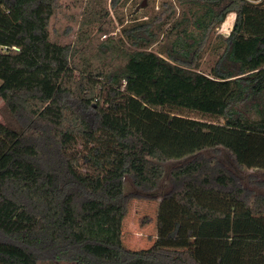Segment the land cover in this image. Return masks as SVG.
Returning <instances> with one entry per match:
<instances>
[{
    "label": "trees",
    "instance_id": "obj_1",
    "mask_svg": "<svg viewBox=\"0 0 264 264\" xmlns=\"http://www.w3.org/2000/svg\"><path fill=\"white\" fill-rule=\"evenodd\" d=\"M177 4L179 15L171 2L143 20L117 14V39L95 43L112 19L104 0H85L75 42L59 44L57 0H0V264H202L162 240L123 245L130 202L158 198L198 220L197 238L223 240L219 264H264V181L238 175L264 165L261 138L251 144L264 136V0ZM231 14L229 35L212 38ZM190 156L159 196L165 164ZM199 192L245 210L201 205Z\"/></svg>",
    "mask_w": 264,
    "mask_h": 264
},
{
    "label": "rangeland",
    "instance_id": "obj_2",
    "mask_svg": "<svg viewBox=\"0 0 264 264\" xmlns=\"http://www.w3.org/2000/svg\"><path fill=\"white\" fill-rule=\"evenodd\" d=\"M104 1H105V4L107 3L106 7L108 8L110 17L112 19L110 28L113 32L107 35H103L101 37L98 36L96 40H94L95 43H97L96 41H103L110 36H113L115 39H117V37L120 34V30H121V26L118 23L117 14L124 19L125 23H129L130 20L134 17H138L140 20H143V19H146L145 16H154L155 14H157L161 10V4L163 2H171L176 7L178 15L181 11V8H179L177 4V0H124L121 3L120 7L118 8L117 13L110 6L111 0H104ZM144 1L146 2V5L142 7V3ZM249 1L259 2L261 0H249ZM84 2L85 0H57V7L55 9V14L52 16L50 20V27H49L53 41L59 44H71L75 42L77 31L83 20L82 11H83ZM235 17L236 16L233 14L229 15L226 21L213 32L212 38L216 37L217 35H223L227 37L234 25ZM216 57L217 55H214L213 53L212 54L207 53L202 61L201 68L203 70L208 69L213 64ZM2 105H3V102L0 98V120H2V115H1ZM191 117H195L199 119V116L191 115ZM256 138L258 139L261 138L260 141L264 143V136L252 135L251 144L253 140H256ZM257 143L258 142H255V144ZM251 144H250V148H251ZM262 146L264 145L262 144ZM221 152L222 153H221V156H219V159L222 161V163L225 164L230 169L235 170V167L230 161L227 153L223 150ZM207 155H209V153H207ZM191 158L192 156L184 158L179 161H172V162H168L167 164H165L164 166L165 173H164L163 179L157 190V193L159 196H161V194L165 193L169 189V185H170L169 184V174H170L171 169L178 164H181V163H184L190 160ZM260 163H261L260 160H258L256 164H252L247 160L246 170L244 172H238V175L241 177L244 185H248L249 175H255L257 176L259 180L264 181V165ZM263 164H264V161H263ZM125 182H126L125 184L126 191L134 192V188L130 180L126 179ZM258 192L264 194V188L258 189ZM160 200L161 198H159L157 202L156 201L134 200V201L148 204V206L143 205V207H141L140 205L137 206L138 209L140 210V212L137 214L135 218V220H137L138 223H140V224L137 223V228L138 226L140 227L141 225V222H140L141 217L145 218V217H149L150 215H154V214L156 215L157 203ZM127 215H129V212ZM129 226H130V223H129ZM127 228L128 227L125 224V230H128ZM122 233H123V245L126 248L132 247L134 249L141 250L142 248L148 249L152 245V243L150 244L147 242L148 235L143 237L142 241L145 242L144 244H139L138 242H135V243H132L131 245L130 240H131V235H133V233L130 231H127L126 233H124V222L122 225ZM134 235L137 236L138 238H142V236L139 233H134ZM170 243H173V242H169V244Z\"/></svg>",
    "mask_w": 264,
    "mask_h": 264
},
{
    "label": "crops",
    "instance_id": "obj_3",
    "mask_svg": "<svg viewBox=\"0 0 264 264\" xmlns=\"http://www.w3.org/2000/svg\"><path fill=\"white\" fill-rule=\"evenodd\" d=\"M195 197L201 205L211 207L222 212L234 214L243 212L245 210L243 204L236 203L224 195L209 192H199L195 194ZM158 199L154 201L157 202ZM138 205L141 207H143V205L148 206L146 203L132 201L128 206L129 215H127L128 217L126 216L123 221L124 233L127 231L133 233L130 240L131 245L135 242L144 244L145 242L142 241L143 237L148 235L147 242L150 244L152 243V245L157 240H162L161 247L164 249H189L193 252L194 256L201 261L202 264H219L218 259L222 255L224 247L223 240L197 238L196 231L199 225L198 220L194 216L190 215L186 210L182 209L175 201H165L161 198V200L157 203L156 215L149 214L151 222L146 226L140 225V227L138 226L137 228L138 221L135 220V218L140 212L137 207ZM141 219L143 218L141 217ZM255 219L264 225V214L256 216ZM175 223L179 224L177 239H167V235L174 229ZM125 224L128 227V230H125ZM189 230L193 231L191 236L188 234ZM134 233H139L142 238H138L134 235ZM169 242L173 243L169 244ZM127 249L140 250L134 249L132 247H127Z\"/></svg>",
    "mask_w": 264,
    "mask_h": 264
},
{
    "label": "water",
    "instance_id": "obj_4",
    "mask_svg": "<svg viewBox=\"0 0 264 264\" xmlns=\"http://www.w3.org/2000/svg\"><path fill=\"white\" fill-rule=\"evenodd\" d=\"M146 5V2L144 1L143 4H142V7H144Z\"/></svg>",
    "mask_w": 264,
    "mask_h": 264
}]
</instances>
